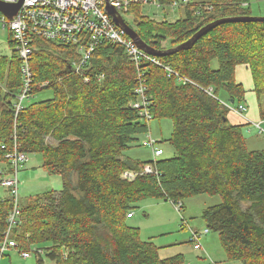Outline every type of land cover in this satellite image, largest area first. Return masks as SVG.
Instances as JSON below:
<instances>
[{
  "label": "trees",
  "instance_id": "trees-1",
  "mask_svg": "<svg viewBox=\"0 0 264 264\" xmlns=\"http://www.w3.org/2000/svg\"><path fill=\"white\" fill-rule=\"evenodd\" d=\"M210 1L209 10L192 3L171 23L132 6L131 26L148 46L167 50L215 20L252 16L248 0ZM35 44L30 93L17 113L22 61L14 49L0 57V163L10 166L6 155L14 148L40 154L62 187L19 207L23 222L17 218L10 232L19 252L33 248L36 264H181L182 254L160 258L155 244L127 225V215L132 218L146 199L183 207L188 197L208 195L220 202L201 217L227 257L264 264V151L247 147L241 127L228 120L227 105L235 109L244 100L235 77L240 65L249 68L258 99L264 94V21L223 23L191 48L156 57L171 72L148 62L137 69L121 47L103 43L84 71L89 83L71 68L75 46ZM140 85L151 120L172 122L170 157L141 161L123 154L147 134L151 121L131 107ZM47 91L51 96L34 99ZM145 166L152 172L143 173ZM125 172L134 178H123ZM12 208L11 197L0 199V243Z\"/></svg>",
  "mask_w": 264,
  "mask_h": 264
},
{
  "label": "built area",
  "instance_id": "built-area-1",
  "mask_svg": "<svg viewBox=\"0 0 264 264\" xmlns=\"http://www.w3.org/2000/svg\"><path fill=\"white\" fill-rule=\"evenodd\" d=\"M3 3L16 5L20 7L12 18L0 13V24L3 31H8L13 49L22 61L23 88L17 96L18 101L15 104L16 113L21 109L22 103L30 93L31 71L29 61L33 51L36 48L35 40L40 39L57 44L72 45L76 47L77 59L71 64L75 73L81 76L83 83H89V76L84 71L90 65L95 50L103 43H111L121 47L128 58L133 62L137 69L142 67L144 62L161 66L166 71L171 72L169 67L161 64L156 57L147 54L141 50L135 42L130 39L113 21L112 16L106 11V7H112L116 14L132 28L133 13L132 6H139L143 14V8H149L150 12L144 13L150 19H154L156 13L165 14L167 10L184 9L192 4L190 0H0ZM197 8L209 10L208 4H198ZM200 11H197L199 14ZM150 13V14H149ZM153 18H152V17ZM125 18L131 20L127 22ZM165 21V20H161ZM160 22V21H159ZM98 82L102 76L98 77ZM143 86L136 90L138 100L131 104L132 108L140 111V116L146 122L151 120L147 111L149 105L143 95ZM237 114L246 111L243 104H239L232 109ZM158 142L153 140L150 135L142 141V146L151 149L154 159L163 155V150L156 146ZM9 161L10 169L8 176L0 179V186L9 190L13 198V208L8 217V230L0 243V257L11 248H16V243L11 240L9 234L12 227L16 224L19 216V206L17 204L18 193V166L27 162L28 155L19 152L16 148L6 155ZM150 166H145L143 173H151ZM135 173L125 172L122 177L128 180L133 179ZM180 210V204L176 205ZM130 219L131 215H127ZM208 231L204 230L201 234L193 232L192 241L198 242L201 236H205ZM195 250L199 249L198 244H194ZM34 250V249H33ZM32 251H21L23 259H27L33 253Z\"/></svg>",
  "mask_w": 264,
  "mask_h": 264
},
{
  "label": "rangeland",
  "instance_id": "rangeland-1",
  "mask_svg": "<svg viewBox=\"0 0 264 264\" xmlns=\"http://www.w3.org/2000/svg\"><path fill=\"white\" fill-rule=\"evenodd\" d=\"M190 1L196 4L208 5L212 3L210 0ZM247 2L249 3V10L252 16L264 17V0H248ZM245 6H247V3ZM150 11L152 10L147 7L143 8V14ZM184 14L185 10L182 8L175 10L169 9L165 14L160 12L156 13L154 19L156 21L165 20L171 23L183 18ZM125 19L127 22L131 23L130 19ZM169 45L170 43L167 42L165 46L169 47ZM12 50L13 47L10 45L9 32L3 31L0 24V57L3 55L9 56ZM216 66L217 63L215 61L212 63V67L216 68ZM237 77L238 79L242 77L239 71L236 74V80ZM237 81L239 82V80ZM241 82L240 84L244 89V100L242 104L246 108L248 106L250 107V105L253 107L256 105V107L259 108V106H262V109H264V94L258 99L255 90H253V85L251 88L252 91H250L251 84L249 87L247 86L250 82ZM223 94L224 93H221L222 98L225 97ZM49 96H51V92L47 91L37 95L34 99L39 100ZM247 112L248 111H246L245 114H247ZM248 128L250 127H244L245 134ZM171 131L172 122L170 120H158L153 118L149 122L147 134L139 136L138 142L135 143L131 149L125 151L123 153L124 156L134 160L152 161L154 157L151 149L142 146V141H144L148 135H150L153 140L157 141L158 143L156 146L163 150V155L161 157L172 156L173 150L167 142ZM256 132L257 130L255 133ZM255 136L258 146H252L249 141L250 149H252L251 147L264 146V134ZM9 169V165L0 163V179L8 176ZM17 180V204L19 207L25 205L28 199L37 194L48 191H59L62 187L61 179L58 176H51L46 172L42 165V156L37 153L28 154L27 162L22 163L21 166L19 164ZM10 197L9 190L0 186V199ZM219 202L220 198L218 196H191L182 201L183 207H181L179 211L176 207L177 204H172L170 201L146 199L137 204V208L132 211L133 218L127 219L126 223L128 226L138 229L139 237L142 241H152L159 249V256L162 259L182 254L183 262L181 264H236V262L227 257L217 233L207 232V235L201 236L198 242L192 241L193 232L201 234L206 230L205 223L201 217L204 209ZM18 219L20 218L18 217ZM20 221L23 222V219H20ZM14 227L15 226L12 228ZM9 237L13 240L12 234H9ZM194 244H198L199 249L195 250L193 248ZM31 250H33V248ZM0 264H36V257L32 253L29 258L23 259L18 249L11 248L6 250L4 255H2ZM44 264L52 263L50 261H45Z\"/></svg>",
  "mask_w": 264,
  "mask_h": 264
},
{
  "label": "water",
  "instance_id": "water-1",
  "mask_svg": "<svg viewBox=\"0 0 264 264\" xmlns=\"http://www.w3.org/2000/svg\"><path fill=\"white\" fill-rule=\"evenodd\" d=\"M20 7V3L16 5H10L6 4L0 1V13L7 16L8 18H12L16 12L18 11ZM106 11L109 15L112 16L113 21L115 24L130 38L132 39L135 44L143 51H145L147 54L154 56V57H162L165 55H169L175 52H178L180 50H186L192 47V45L202 36H204L207 32L215 28L216 26H219L223 23L228 22H250V21H264V17H254V16H238V17H227L222 18L219 20H215L202 28H200L198 31H196L191 38H189L187 41L183 42L182 44L177 45L174 48H169L167 50H156L154 48H151L146 43L143 42V40L139 37L138 33L128 26L123 19L118 16L115 12V10L112 7L107 6ZM230 103H233L230 101Z\"/></svg>",
  "mask_w": 264,
  "mask_h": 264
},
{
  "label": "crops",
  "instance_id": "crops-1",
  "mask_svg": "<svg viewBox=\"0 0 264 264\" xmlns=\"http://www.w3.org/2000/svg\"><path fill=\"white\" fill-rule=\"evenodd\" d=\"M238 71L242 77H240V79H238V77H237V80H239V82L236 80L237 83H240L241 81H242L241 83H245L246 81H249L250 83L247 86L249 87L251 84L249 90L252 91L251 88L253 85V81H252V77H251V73L249 71V68L245 65L237 66L236 70H235V77H236V74L238 73ZM227 105L230 106V109H231L230 112L228 113V120L232 125L241 127L242 133L245 137L247 147L249 148V143H248L249 141H250V144H252V146H258L256 143L257 138L255 135H263L264 134V109H262V107L258 108V107H256V105H255V107L250 105V107L249 106L247 107L248 109L246 108V111H248L247 114H245L246 111L242 114H237L236 112H234L232 110L233 107H231V105H229V104H227ZM260 110H262L263 114L261 113ZM244 127H250V128H248V131L246 134H245ZM252 128L256 129L257 132L255 133L256 130H253ZM251 148L252 149H250V148L249 149L250 150L264 151V146L263 147H254V148L251 147ZM1 257H0V259H1Z\"/></svg>",
  "mask_w": 264,
  "mask_h": 264
}]
</instances>
